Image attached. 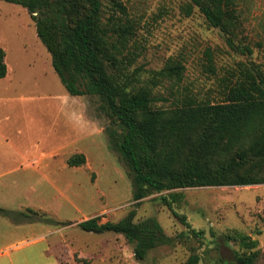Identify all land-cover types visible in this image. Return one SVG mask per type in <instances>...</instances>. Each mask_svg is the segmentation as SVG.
I'll return each mask as SVG.
<instances>
[{
  "label": "trees",
  "instance_id": "trees-1",
  "mask_svg": "<svg viewBox=\"0 0 264 264\" xmlns=\"http://www.w3.org/2000/svg\"><path fill=\"white\" fill-rule=\"evenodd\" d=\"M30 13L37 36L52 57V65L67 92L78 97H97L98 110L110 121L104 127L113 150L128 168L133 199L170 192L161 201L182 223L173 203L184 188L247 187L264 185V69L256 63L228 70L221 81L222 101L198 100L187 93L170 108H156L154 89L170 80L183 81L185 66L170 59L148 81L130 51L136 27L121 0H2ZM235 0H191L187 15L198 8L207 23L219 29L231 49L251 54L235 40L240 26ZM208 69L216 74L209 60ZM8 74L6 51L0 48V80ZM114 126V127H113ZM86 163L73 155L70 166ZM170 199L172 201H170ZM0 212L5 210L0 209ZM38 220L54 227L67 226L46 213L34 212ZM26 218H31L24 214ZM132 212L118 222L100 223L97 216L79 223L88 233H115L134 245L135 257L171 243L156 218L135 221ZM243 252L237 264H256L258 241L237 235ZM192 257L185 264H197Z\"/></svg>",
  "mask_w": 264,
  "mask_h": 264
},
{
  "label": "rangeland",
  "instance_id": "rangeland-1",
  "mask_svg": "<svg viewBox=\"0 0 264 264\" xmlns=\"http://www.w3.org/2000/svg\"><path fill=\"white\" fill-rule=\"evenodd\" d=\"M121 1L136 27L130 44L136 61L131 69L139 68L148 81L151 73L163 69L170 59L185 66L181 83L172 86L166 80L154 89L156 108L174 107L187 93L198 100L220 102L224 88L221 79L228 70L250 63L264 69V0H235L240 23L235 43L249 47L251 54L231 49L223 33L211 27L198 8L187 15L184 7L191 0ZM0 48L6 51L9 70L7 80L0 82V97L19 96L30 107L38 105V111L56 113L59 107L55 99L70 95L53 68L52 57L38 38L27 9L2 0ZM210 59L216 74L208 69ZM84 99L91 117L103 128L109 126L110 121L98 110L100 100L90 96ZM7 106L0 103V118L2 113H12L11 103ZM105 137H92V167L66 176L73 180L69 195H75V208L68 213L51 211L50 216L59 222L75 221L56 235L59 242L52 246L60 264H185L192 257L198 258L197 264H237L236 255L244 250L237 235L258 241L260 257L256 264H264V185L173 191L183 194L173 208L186 217L188 224H184L161 201L170 192L133 199L128 168L121 154L111 148L106 133ZM132 212L136 222L156 218L171 243L138 260L134 245L123 235L88 233L78 227L81 220L91 217L100 216V223L118 222Z\"/></svg>",
  "mask_w": 264,
  "mask_h": 264
},
{
  "label": "crops",
  "instance_id": "crops-1",
  "mask_svg": "<svg viewBox=\"0 0 264 264\" xmlns=\"http://www.w3.org/2000/svg\"><path fill=\"white\" fill-rule=\"evenodd\" d=\"M46 63H50L48 56ZM8 76L9 70L0 82ZM84 98H56L59 110L52 114L38 111V105H26L19 96L0 97V103L6 107L11 103L12 110L0 118V209L7 212H0V264H60L52 246L66 226L49 227L30 211L50 216L52 210L68 213L75 208V195H69L73 180L66 176L76 169L91 168L92 137L106 139ZM77 154L84 155L86 163L70 166L68 160Z\"/></svg>",
  "mask_w": 264,
  "mask_h": 264
},
{
  "label": "bare ground",
  "instance_id": "bare-ground-1",
  "mask_svg": "<svg viewBox=\"0 0 264 264\" xmlns=\"http://www.w3.org/2000/svg\"><path fill=\"white\" fill-rule=\"evenodd\" d=\"M258 187H261V186H247V187H243L245 189H252V188H258ZM238 189H241V188H238Z\"/></svg>",
  "mask_w": 264,
  "mask_h": 264
}]
</instances>
